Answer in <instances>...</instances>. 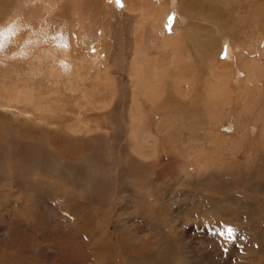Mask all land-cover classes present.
<instances>
[{"label": "rangeland", "instance_id": "rangeland-1", "mask_svg": "<svg viewBox=\"0 0 264 264\" xmlns=\"http://www.w3.org/2000/svg\"><path fill=\"white\" fill-rule=\"evenodd\" d=\"M220 1L174 2L178 12L165 20L166 32L183 34L194 88L185 97L186 86H166L151 102L136 80L130 89L121 82L130 81L123 68L134 52L135 12L126 0H0V90L17 97L23 86L14 84H26L23 95L35 87L68 110L52 120L58 128L33 122L25 102L0 94V264H264V0ZM73 37L83 46L79 53L93 54V39L103 45L114 74L109 82L80 81H96L89 108L78 79L75 96L53 95L57 86L46 72L52 58L40 64L44 73H28L31 49L49 42L66 48ZM227 41L241 47L235 61ZM169 51L168 60L178 62ZM117 55L124 58L113 65ZM216 64L230 70L227 84L219 94L212 87L208 98L200 91L218 81ZM251 65L256 75L247 81ZM173 67L168 74L178 72ZM79 69L89 70L86 63ZM105 83L112 86L100 88ZM131 90L143 111L129 126ZM75 120L81 133L68 131ZM87 161L94 167L79 183L65 175ZM37 179L52 193L36 191Z\"/></svg>", "mask_w": 264, "mask_h": 264}, {"label": "bare ground", "instance_id": "bare-ground-1", "mask_svg": "<svg viewBox=\"0 0 264 264\" xmlns=\"http://www.w3.org/2000/svg\"><path fill=\"white\" fill-rule=\"evenodd\" d=\"M175 1L176 0H126V2H127L126 3L127 4V9H128L127 11H129V12H135L134 13L135 19H133V20H135V22H133L134 25H133V29H132V32H133L132 33L133 34V37L132 38L134 39L133 40V49H134V52L132 54L131 59L128 60V61L126 60L127 62L125 61L126 65L123 68L124 70H126V71L129 72L130 81L127 82L128 81L127 80L126 82L125 81H121V82H122V85H123L124 88L126 87V89H130V88H128V85L133 80H136V83L138 85H140L142 87V89L146 93L149 94L148 96L151 97L150 98L151 99V102H153V100L157 99L158 97H160L162 95V92H160V94H158L157 92L158 91H162L163 88L166 87V86H168V87H170V85H172V87H176V86L177 87H180L181 86L182 88H184V86H186L188 88V90L187 91H184L183 90L184 91L183 95L185 97L188 96L189 93H190V91H192L193 88H194V85L189 84V82H190V78H194V77H192V73L193 72H191L190 70H191V67H195L194 66L195 64L194 65L192 64L191 57H189L188 54L186 53L187 50L186 51L184 50V52H185L184 54L180 50V46H182L181 41L182 40L185 41L184 37H182L183 34H180L178 36V35H174V33H167L166 32L167 26H166L165 20L167 18H169L170 16H172L174 19L176 17L175 14H174V16L172 15V12H173L172 9H174V11L175 10L177 11L178 4L174 3ZM257 1H259V0H257ZM169 3H173V5H171ZM174 4H175V6H174ZM185 13L188 14L187 13V9H186ZM192 13H190V14H192ZM215 13H216V11H215ZM150 30L152 31V33L150 32ZM176 31L177 30H175V32ZM145 32L146 33L147 32H150L148 34H150L149 37H151V40L152 41L146 42L147 39L144 37L145 36ZM157 32H159L160 35H158L159 33L157 34ZM74 36H76V38H78L77 33H75ZM31 39L34 40V36L31 37ZM74 39H75V37H73V41L66 48H61L60 49V46H55V45L52 46L51 42H49L50 44L48 46L45 43H40V46L41 47L38 49L39 51L37 53H36V51H37L36 48L34 50L31 49L30 50V53H31L30 54V56H31L30 59L32 61L31 62L32 64L31 63L30 64L32 66L30 67V69H29L30 72L28 71V73H29V76H32V78L33 77H36L35 75L40 74L38 71H40V72L42 71V66L40 68V64L45 63V62L46 63L47 62L49 63V61H51V58H52L53 59L52 62H55V63H53V64L49 63L50 66L48 68H46L47 69L46 72H47V75H48V77H47L48 79L47 80H49L50 82L52 81L51 82V83H53L52 86H54V84H56V86H57V87H55V86L53 87L54 89H57V90L53 91V93H54L53 95H55V94L60 95L61 94L62 96H65L66 93H68L67 96H72V95L75 96L74 95L75 94L74 89L77 90L78 88L75 85H72V81H73V79H78V83H79V86L81 88V91H83V92L85 91L84 92V94H85L84 99L86 100V102L84 104H87V106L89 108V105L88 104L92 103V101H93L92 100L93 97L91 98L90 92H88V90H90L89 89L90 86L89 85H86V87H83V85H82L83 82L81 83L80 81H86V80L88 81V80L92 79V77H93L94 80L96 79V81H97V79H100V80H105V82L106 81L109 82V80H111L110 77H109V75H114V74L113 73L111 74L110 71L107 70V68H110L112 66H110L108 64V62H107L108 54H107V52H105L106 49L103 50V45L100 44V45L96 46V41L93 39V40H91V44H89V46L92 47L90 49L94 51L93 54H87V53H84V52L83 53L82 52L79 53L81 47H83V46H81V44H80V39H78V40H74ZM159 39H161L162 42ZM186 39H187V37H186ZM188 39H189V36H188ZM56 41H57V39H56ZM151 45L155 47V49L157 51L156 54H153L152 53V51H151L152 46ZM145 46H147L148 48H146ZM234 46H232L231 42H229V41H227L226 46H225V50L228 53L229 60H231V61H235V59H237V56H238L237 54L241 52V47L238 48L237 46H235V47ZM61 47H62V43H61ZM184 47H186V46H184ZM206 47H209V46H206ZM77 50H79V51H77ZM169 50H171V55L174 58H176V57L178 58L179 57L178 62H174L175 60H173V61H169L168 60L169 55H168V58H167L166 57V54H167V51L170 52ZM42 51H43V53H42ZM76 51L78 52L79 55L77 54L78 56H75V60L77 59L79 63L76 62L72 58V56H71V53L75 54ZM119 51H121V50H119ZM161 53H164V54L161 55ZM118 54H120V52ZM62 55L64 57H62ZM87 55L90 57V59H91L90 61H89ZM206 55H204V58L206 57ZM35 56H37L38 59H36ZM209 56L210 55H208V57ZM119 57L122 58V59L124 58V57H121V55H117V57H115V58L113 56V59H112L113 65H114V63L117 62L116 59H119L120 60ZM55 59H57L58 62ZM206 59L207 58H205V60ZM160 60H162L163 62L161 63ZM240 60H242L241 57H240ZM207 61H208V59H207ZM254 61H256V59ZM172 62L176 63L177 65L175 67H173L174 65L172 64ZM37 63H39L38 64L39 67L37 66ZM85 63H86V65L89 68V70L86 73H84V71H79V70H82V69H79V67L82 66V65H84ZM89 63L92 66H90ZM165 63H167V64H165ZM35 64H36L37 68H35ZM216 65L217 66L215 67V74H216V76L218 78V81L215 84H213V86H212V83H209L208 82V83H206L203 86V88L201 87L202 90L200 89L201 90L200 92H205V95L206 96H209L208 98H210L211 95H212V87L219 94L221 92L220 89L223 90V88H225V85L227 84V83H225V80L222 79V78H224L229 73L230 70L227 69V67L225 65L223 66L224 67L223 69L221 67L222 65H220V64L219 65L216 64ZM60 66H66L67 69H68L67 72H63V70L61 72V69L58 68ZM214 66H212V67H214ZM118 67H119V65H118ZM170 67L175 68V71H176V68L178 67V69H177L178 72L176 74H173V73L172 74H168L167 71H168V69ZM48 69H49V71H48ZM43 70H44V68H43ZM208 70H209V68H208ZM220 70L222 72H219ZM121 71H122V68H121ZM210 71H211V69H210ZM92 73H95V74H92ZM165 73H167V74H165ZM255 73H256V69L254 68V65H251L250 69L247 70V79L246 80L247 81L248 80H251L254 77V75H256ZM209 74H210V72H209ZM213 74H214V69H212V71H211V77H212ZM90 75H91V77H90ZM242 76H245V74L242 75ZM63 78H66V80L65 79L63 80ZM115 78H114V80H115ZM165 78H168L167 79L168 80L167 83H164ZM237 79H240L239 82H242V79L243 78L241 77L240 74H238L237 75ZM193 80H192L191 83L194 84ZM96 81H94L91 84V87H90V88H92L91 91L95 90V82ZM204 81H206V80H204ZM51 83H49V85H51ZM25 85L26 84H21V83H18V84L15 83L14 84L15 87H17V86L18 87L23 86L22 87V90H21L22 93L24 91ZM31 85H34V83L31 84ZM14 86H11L10 87L11 90H13V91H14V88H15ZM28 86H29V84H28ZM111 86L112 85H110L108 83H105L103 86L100 85V88L107 87L109 89ZM114 86L119 88L117 82H115ZM46 88L48 90L49 87L47 86ZM25 89H26V87H25ZM113 89H115V88H113ZM43 90H45V88ZM78 90H80V89H78ZM178 90H179V88H178ZM110 91H111V93H113L112 92V89ZM22 93L17 94V92L14 91L13 92V95L14 94L17 95V97H15V96H11L10 94H12V91H8L6 88L4 90H0V94H1L2 97H4V98L6 96H9L10 98H13L14 97L16 100H18L20 102L22 100L23 102L26 103L27 108L28 109L30 108L29 110H26V111H28L27 112L28 115H26L28 119L33 120V122H37L39 120V122L42 123V124L53 125L54 127L60 128L54 121L52 122V120H54L57 117H58V119H59V117L62 118V116H64V115H61V113L62 112H65V113L68 112V110H66L64 108L65 107L64 104L62 105V104H56V103H54V102H58L55 99H53L52 101H50L49 100L50 97H48L49 96L48 93L45 92L44 93V96H42L41 95L42 92L40 93V91H36L35 87L28 88V90L25 91V93H24L26 95H23ZM254 94H255V92H254ZM0 99H1V97H0ZM2 100H5V99H1V101ZM111 100L113 102V99H111ZM8 101L10 102L11 100H8ZM80 101H81V99H80ZM131 101H132L133 105H132V109L129 112V116H128V120H130L129 121V126H132V125L136 124V122H137V121H135V116L133 114H135L137 116V120H138L139 119L138 113H141L143 111V108L141 106L142 104L140 105V104H138L136 102L137 101L136 100V96H135V94H134V92L132 90H131ZM2 102L0 103L1 104L0 105V108L3 105ZM9 102H8V104H9ZM114 102H115V100H114ZM215 103H213V104H215ZM209 104L211 105V103H209ZM23 106H25V105H23ZM53 106H55V107L57 106L58 108H54ZM8 108L9 107H4V109H8ZM84 108H86V107H84ZM61 118H60V121H61ZM77 121L75 120V121L71 122L70 124H68L69 125V128L71 129V130H69L67 128L69 132H72V133L74 132L76 134L81 133L80 132L81 122L79 120H77ZM86 128H87V126H86ZM39 145H40V143H39ZM42 145H45L46 146V142L45 141H42ZM45 150H49V149L48 148H45ZM88 158L89 159L92 158V161L91 162H93V156L91 154L88 155ZM73 162H71V163H73ZM98 163H99V161H98ZM68 164H70V163H68ZM81 165L83 167L82 169H79L78 168L74 173H68L66 171L67 173H65V175L67 174V176H69L73 180V182L75 181V182L79 183V180H77L78 176H81L82 175L83 170H84V172L88 171V169L92 170L91 167L93 166V164L92 163L90 164L88 161L85 164L82 163ZM95 165H97V164H95ZM70 178H69V181H71ZM86 181H88V180H86ZM31 183L33 184V187H34V189H36V191H38L37 189H42L46 194H49V192L52 193L50 191L52 189V187H50V186L46 187L45 186L46 188H44V187L41 188V186L37 184V183H40L41 184V181L38 180V179H37V181L34 180ZM109 183H110V181H109ZM81 186L85 190H87L89 188L88 185H81ZM40 194H41V192H40ZM159 262H160V260H159Z\"/></svg>", "mask_w": 264, "mask_h": 264}]
</instances>
